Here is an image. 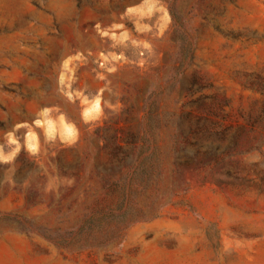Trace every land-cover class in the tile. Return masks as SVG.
I'll return each mask as SVG.
<instances>
[{
	"label": "rangeland",
	"instance_id": "rangeland-1",
	"mask_svg": "<svg viewBox=\"0 0 264 264\" xmlns=\"http://www.w3.org/2000/svg\"><path fill=\"white\" fill-rule=\"evenodd\" d=\"M0 264H264V0H0Z\"/></svg>",
	"mask_w": 264,
	"mask_h": 264
}]
</instances>
